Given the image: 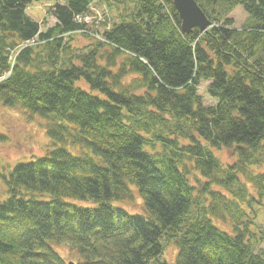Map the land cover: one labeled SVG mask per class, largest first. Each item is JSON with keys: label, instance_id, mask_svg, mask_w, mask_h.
I'll use <instances>...</instances> for the list:
<instances>
[{"label": "trees", "instance_id": "16d2710c", "mask_svg": "<svg viewBox=\"0 0 264 264\" xmlns=\"http://www.w3.org/2000/svg\"><path fill=\"white\" fill-rule=\"evenodd\" d=\"M34 1L0 0V103L51 148L0 172V264H167L169 244L175 264H264V0H195L211 27L188 34L172 0H54L46 29ZM96 2L114 17L92 38L77 17Z\"/></svg>", "mask_w": 264, "mask_h": 264}, {"label": "rangeland", "instance_id": "374dc122", "mask_svg": "<svg viewBox=\"0 0 264 264\" xmlns=\"http://www.w3.org/2000/svg\"><path fill=\"white\" fill-rule=\"evenodd\" d=\"M53 3L54 0L34 1L26 9V14L36 22L44 20L46 24L43 26V29L51 27L55 24V19L49 16L46 11ZM91 9L90 17L84 19L85 24H87V35L92 36V38L99 37L95 33L97 30L95 21L99 25L103 22L101 15L104 10L108 11V17L110 19L113 20L114 16L110 10L98 2H96ZM229 17L234 21V27L236 28L241 27L243 23L250 20L249 15L244 11L241 5L235 6L229 14ZM109 23H112V21ZM72 39V45L77 49H84V47L91 43V37L88 38L79 33L73 34ZM208 84V82H202L197 89L198 95L203 98V104L206 106L213 105L216 102L207 93ZM78 86L86 91L88 90L87 85L83 81L79 82ZM50 148L51 142L45 133L42 119L37 116L30 117V114L24 110L9 108L0 103V172L8 173L18 163H28L46 157V152ZM213 152L220 159L223 166L230 165L234 162L232 154L225 149L213 150ZM253 172L256 171L253 170ZM248 191L254 201L259 200L264 203V200L260 199L255 189L248 186ZM6 197V187L3 181H0V201L4 200ZM123 206L131 213L141 212V201L138 197L135 198L133 203L123 204ZM259 215L258 221L263 219L262 215ZM262 224L264 226V221ZM221 226L224 229H228L229 227L228 223L222 224ZM56 249L67 262H72L76 259L75 255L66 247L57 246ZM258 249L264 256V242L258 246ZM176 253L177 249L174 245H166L164 260H166L167 264H175Z\"/></svg>", "mask_w": 264, "mask_h": 264}, {"label": "water", "instance_id": "95a60500", "mask_svg": "<svg viewBox=\"0 0 264 264\" xmlns=\"http://www.w3.org/2000/svg\"><path fill=\"white\" fill-rule=\"evenodd\" d=\"M181 21V32L188 34L197 28L200 33H205L211 22L198 6L195 0H172Z\"/></svg>", "mask_w": 264, "mask_h": 264}, {"label": "built area", "instance_id": "2783aa9c", "mask_svg": "<svg viewBox=\"0 0 264 264\" xmlns=\"http://www.w3.org/2000/svg\"><path fill=\"white\" fill-rule=\"evenodd\" d=\"M77 20H78V22H81L84 19H83V17H77Z\"/></svg>", "mask_w": 264, "mask_h": 264}]
</instances>
